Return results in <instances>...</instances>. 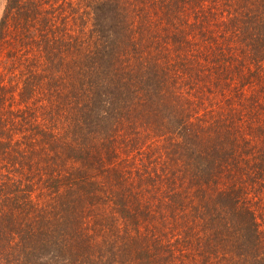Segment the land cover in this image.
<instances>
[{
    "label": "trees",
    "instance_id": "trees-1",
    "mask_svg": "<svg viewBox=\"0 0 264 264\" xmlns=\"http://www.w3.org/2000/svg\"><path fill=\"white\" fill-rule=\"evenodd\" d=\"M0 264H264V0H4Z\"/></svg>",
    "mask_w": 264,
    "mask_h": 264
},
{
    "label": "rangeland",
    "instance_id": "rangeland-1",
    "mask_svg": "<svg viewBox=\"0 0 264 264\" xmlns=\"http://www.w3.org/2000/svg\"><path fill=\"white\" fill-rule=\"evenodd\" d=\"M3 8H4V0H0V16L2 14Z\"/></svg>",
    "mask_w": 264,
    "mask_h": 264
}]
</instances>
